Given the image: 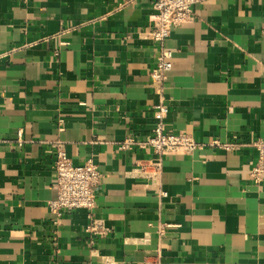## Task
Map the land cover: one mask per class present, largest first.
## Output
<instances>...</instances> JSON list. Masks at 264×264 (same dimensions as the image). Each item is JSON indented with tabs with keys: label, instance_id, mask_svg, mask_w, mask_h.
<instances>
[{
	"label": "crops",
	"instance_id": "crops-1",
	"mask_svg": "<svg viewBox=\"0 0 264 264\" xmlns=\"http://www.w3.org/2000/svg\"><path fill=\"white\" fill-rule=\"evenodd\" d=\"M151 10L0 0V264H264V181L250 176V144L264 140V0H198L165 44L162 86ZM160 91L173 129L203 147L158 174L145 170L150 150L119 145L152 133ZM59 142L76 164L99 161L103 238L87 232V211L57 219L48 206Z\"/></svg>",
	"mask_w": 264,
	"mask_h": 264
},
{
	"label": "built area",
	"instance_id": "built-area-1",
	"mask_svg": "<svg viewBox=\"0 0 264 264\" xmlns=\"http://www.w3.org/2000/svg\"><path fill=\"white\" fill-rule=\"evenodd\" d=\"M152 10L149 13L152 22L150 36L159 45L156 57L157 69L153 73V80L161 86L167 81L168 73L173 69V52L165 46L172 33L195 21L194 6L198 0H151ZM154 128L151 134L139 141L135 137H126L119 145L120 150H128L132 146L148 149L154 155L145 161V170L160 174L164 167V160L168 156H191L203 147L189 133L176 131L172 127L170 104L163 91L153 106ZM214 145L226 150L238 149L237 143H221ZM256 150L257 162L251 171V179L255 184L264 181V140H255L252 144ZM53 167L56 171V197L48 204L51 212L60 219L66 213L85 210L89 216L87 232L101 238L110 234L106 220L94 214L97 206L98 186L103 181V173L97 159L90 158L84 164H76L69 156L62 142L54 147ZM149 168V169H148ZM159 180V179H157ZM167 195L166 192H161ZM170 227V226H169ZM164 229L160 230L163 234Z\"/></svg>",
	"mask_w": 264,
	"mask_h": 264
}]
</instances>
